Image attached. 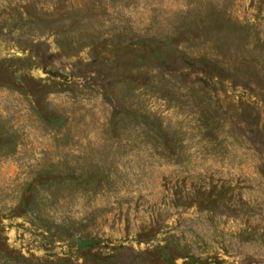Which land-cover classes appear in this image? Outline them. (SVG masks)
<instances>
[{"label":"rangeland","instance_id":"374dc122","mask_svg":"<svg viewBox=\"0 0 264 264\" xmlns=\"http://www.w3.org/2000/svg\"><path fill=\"white\" fill-rule=\"evenodd\" d=\"M0 264H264V0H0Z\"/></svg>","mask_w":264,"mask_h":264}]
</instances>
